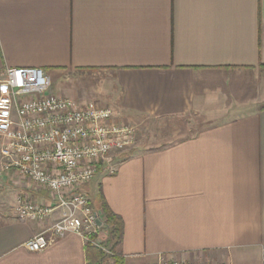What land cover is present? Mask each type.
Returning <instances> with one entry per match:
<instances>
[{
	"label": "crops",
	"instance_id": "crops-1",
	"mask_svg": "<svg viewBox=\"0 0 264 264\" xmlns=\"http://www.w3.org/2000/svg\"><path fill=\"white\" fill-rule=\"evenodd\" d=\"M19 68L43 69L52 84L89 81L90 93L71 96L111 108L138 139L148 125L200 124L188 138L137 141L115 153L114 174L103 165L80 188L96 211L106 204L123 221L115 246L107 225L96 238L115 254L103 264H261L264 0H0V80ZM20 197L56 207L49 192L2 174L0 264L99 263L74 234L27 251L62 210L23 221Z\"/></svg>",
	"mask_w": 264,
	"mask_h": 264
},
{
	"label": "built area",
	"instance_id": "built-area-1",
	"mask_svg": "<svg viewBox=\"0 0 264 264\" xmlns=\"http://www.w3.org/2000/svg\"><path fill=\"white\" fill-rule=\"evenodd\" d=\"M51 86L50 77L40 68L6 69L0 80V178L14 171L22 186L49 192L56 203V207L40 206L20 197L16 213L21 220L34 222L62 210L61 218L28 240L24 248L40 253L74 234L114 257L96 240L106 226L105 219L80 188L103 165L115 173V153L137 144L138 129L117 122L113 110L97 101L80 102L49 93ZM157 264L203 263L162 258Z\"/></svg>",
	"mask_w": 264,
	"mask_h": 264
},
{
	"label": "rangeland",
	"instance_id": "rangeland-1",
	"mask_svg": "<svg viewBox=\"0 0 264 264\" xmlns=\"http://www.w3.org/2000/svg\"><path fill=\"white\" fill-rule=\"evenodd\" d=\"M79 79V78H78ZM89 81L86 82L84 79L82 81L74 79V77H66L65 80H59L54 82L49 90V93L54 95H63L68 96L76 101H82L81 99L74 98L71 96V91L77 90L80 94H84L85 91H89L91 86L89 85ZM87 88V89H86ZM85 101V100H84ZM83 102V101H82ZM201 129L200 124L196 119L188 118L181 121H178L175 124L163 123L161 126L153 127L152 125L142 127V130L139 132L138 142L143 143L142 146L149 147L151 145V141L155 138H158V132L164 133L159 135L162 136L161 141H169V140H180L184 138H188L194 136ZM156 140V139H155Z\"/></svg>",
	"mask_w": 264,
	"mask_h": 264
},
{
	"label": "trees",
	"instance_id": "trees-1",
	"mask_svg": "<svg viewBox=\"0 0 264 264\" xmlns=\"http://www.w3.org/2000/svg\"><path fill=\"white\" fill-rule=\"evenodd\" d=\"M102 210H103V217L105 219V223L109 229L111 244L115 246L122 239L123 221L118 215L113 213L106 204L102 205ZM88 246H89L88 248H92L93 250L98 252V259H99L98 264H103V260L107 257L105 253L102 250L97 249L96 247H93L90 244H88ZM116 264H122L121 260L116 259Z\"/></svg>",
	"mask_w": 264,
	"mask_h": 264
},
{
	"label": "water",
	"instance_id": "water-1",
	"mask_svg": "<svg viewBox=\"0 0 264 264\" xmlns=\"http://www.w3.org/2000/svg\"><path fill=\"white\" fill-rule=\"evenodd\" d=\"M98 225L100 226V225H101V223H100V222H98Z\"/></svg>",
	"mask_w": 264,
	"mask_h": 264
}]
</instances>
